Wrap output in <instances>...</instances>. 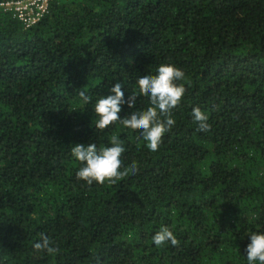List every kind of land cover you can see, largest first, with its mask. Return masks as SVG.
<instances>
[{"label": "trees", "instance_id": "1", "mask_svg": "<svg viewBox=\"0 0 264 264\" xmlns=\"http://www.w3.org/2000/svg\"><path fill=\"white\" fill-rule=\"evenodd\" d=\"M160 64L185 73L186 92L158 151L119 122L97 129L94 105L116 83L138 95L121 118L148 106L136 81ZM113 134L138 171L78 180L71 147ZM161 226L178 246H155ZM252 232H264V0H51L30 28L0 10V264H247ZM41 233L57 254L34 249Z\"/></svg>", "mask_w": 264, "mask_h": 264}, {"label": "clouds", "instance_id": "2", "mask_svg": "<svg viewBox=\"0 0 264 264\" xmlns=\"http://www.w3.org/2000/svg\"><path fill=\"white\" fill-rule=\"evenodd\" d=\"M185 73L172 64H160L156 74L140 76L137 81L139 96L148 98V106L145 109L131 111L125 118L119 113L122 106L127 104L129 109L136 107L137 91L125 99L122 84L116 83L111 89L112 94L100 97L95 105L94 112L98 119L95 127L104 130L110 125L119 122L124 128L139 131L137 139H142L146 147L156 152L161 145L166 133L175 126L173 110L177 108L186 92L182 83ZM79 97L84 104L90 102L84 91L79 92ZM194 121L198 124V131L210 130L209 117L200 108H194L192 112ZM125 152L122 141L115 134L109 138L108 145L97 147L95 143L84 145L76 144L71 147V156L81 165L76 171V178L91 186L94 182L100 185L116 184L130 173L138 171V165L133 162L124 167L122 154ZM250 243L247 245V264H264V232H252ZM156 247L170 242L172 246H178L179 240L173 231L167 226H161L152 237ZM52 240L45 234L39 235L38 241L33 247L36 251L55 255L59 249L52 246Z\"/></svg>", "mask_w": 264, "mask_h": 264}, {"label": "built area", "instance_id": "3", "mask_svg": "<svg viewBox=\"0 0 264 264\" xmlns=\"http://www.w3.org/2000/svg\"><path fill=\"white\" fill-rule=\"evenodd\" d=\"M51 0H4L0 1V10L13 14L25 27L30 28L48 12Z\"/></svg>", "mask_w": 264, "mask_h": 264}]
</instances>
